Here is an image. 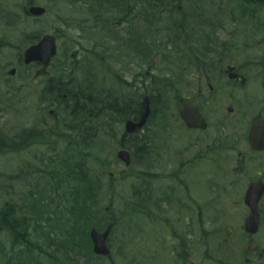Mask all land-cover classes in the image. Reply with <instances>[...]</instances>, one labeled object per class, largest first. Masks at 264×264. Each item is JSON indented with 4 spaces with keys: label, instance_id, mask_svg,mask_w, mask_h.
Returning <instances> with one entry per match:
<instances>
[{
    "label": "rangeland",
    "instance_id": "obj_1",
    "mask_svg": "<svg viewBox=\"0 0 264 264\" xmlns=\"http://www.w3.org/2000/svg\"><path fill=\"white\" fill-rule=\"evenodd\" d=\"M86 1L87 0H36V3L40 6L47 7L49 12L45 18L37 22L25 21L18 9L8 13L4 12L5 15H15L17 17L15 22L17 30L12 34L11 29L5 28L2 23H0V48L1 42L5 40L12 47V49H10V47H2L0 49L1 55L3 54L4 56V58L0 57V75L8 68L19 69L20 66L17 64V49L20 46L22 37L27 33V36L41 35L50 33V31L54 29L60 32L62 38L57 42L58 57L55 65L61 64L66 57L77 54V56L72 59L75 60V64L83 68L80 60V57H82V50L94 49L97 53L105 51L104 55L106 57L112 55L116 52L115 47L121 46L120 41L122 39H127L126 36H128V34L125 32H128L127 28L129 31L134 30L138 36L148 43L154 39L156 45L162 42H165L167 45L168 41L165 33L169 34L170 30H168L167 25L170 21L178 28L177 31L170 32L171 37L180 36L173 47L167 46L166 49L161 48L159 53L154 54L151 59L149 56L147 60L146 55L142 56L143 59L139 58L136 60L132 56L135 55L134 52H132L131 55L127 48H118L120 56H116V58L121 57L120 61L122 63L113 62L114 55H112L110 60H108L109 63L107 61L105 66H109L112 72L117 71L122 74L123 72H120V70H123L122 66H126L125 62L129 60V63H131L129 66L131 72L125 73L122 76V79L126 82H129L133 75L138 76L140 71L142 72L144 69L151 73L152 78L154 77L156 80L165 78L170 82H172V77L176 76L180 71H183L174 78L175 84H180L182 81H188L189 78H191V72L196 66H199V69L208 68L207 65L211 67L212 59L216 60V62L219 59H231V61L236 64H244L245 62L251 61L254 63L260 62V60L252 59V51H249L248 48L252 47L255 51L256 43L260 39H264V8H260L259 2L261 0H245L247 3L244 0H174L175 4L170 8L172 13L169 14V11L161 10V8L159 9L160 6H157L153 18H145L146 22H143V19L141 20V17L138 16L141 10L140 6L144 5L143 0H132L130 3H127L131 5L128 13L129 16H126L128 19L123 23H119V25L115 26L111 31L110 28H105L103 30L91 28L93 25L90 24V22L97 11L94 6L87 9L86 4H84ZM127 1L128 0H126V2ZM89 3L92 5L91 1H89ZM240 11L243 12L239 13ZM151 13L150 11V14ZM117 15L121 17L120 13L115 14L111 9L106 8H104L101 13L102 20H107L111 16L115 18ZM57 17L65 20L69 27L56 22L55 19ZM83 24L90 26V28L83 30ZM20 25L21 27H19ZM115 33H117V37ZM217 33H219L220 36L215 37ZM13 35L15 38L11 37ZM226 36L232 38L229 40L224 39ZM183 37L188 38V40L184 41ZM116 38H118L117 41ZM224 40L228 42V51L225 50ZM28 41L29 40H27V42ZM98 43H101V45H97ZM8 46L9 45H7V47ZM181 46H186L187 52H184L180 48ZM134 47H140L137 37L134 38ZM263 48L264 43L262 49ZM170 50L173 51L170 55H167ZM174 50L177 51V54ZM213 52L214 54L209 57V54ZM130 56L133 59H131ZM78 71L81 72L82 70L80 69ZM25 74H27V72H20L19 76L28 81ZM104 79H106V82L102 84L104 93L108 90L111 94V98L112 96L118 97L119 91L114 80L109 78L108 74H103V80ZM142 81V78L141 80L137 79L135 87L129 90V92L128 90H123L125 96L138 100V96L147 94V91L145 92L143 90ZM38 85L39 83L34 82L31 83L30 86L35 89ZM41 88L42 85L40 86V89ZM149 92L153 97L161 96L163 98H166L168 95L171 96L174 93L175 95L178 94L177 96L186 94L181 88L178 91L168 93L156 90H149ZM115 100L116 98L114 102ZM109 101L107 97L104 98L105 108L113 110V105L110 104L112 103V99L110 102ZM178 105L179 104H176V106L175 104H167L161 112L159 110L157 113H154V118L148 128V133H150L152 138L145 141L150 142L152 154L146 155V158L141 161L143 163L133 162L128 170H125L124 166L116 159V140L106 135L107 132H110L108 134H111V132L117 134L118 131L121 130V124H115L113 121H110V125L107 127L104 126L102 137L97 135L98 137L94 136L95 138L97 137L96 140L95 138L92 140L89 136L84 145H86L93 154L92 160H89L90 165H88V167L90 175L97 181L98 193L95 205L100 213H102L97 215L96 218L100 219L118 216L117 212H123L125 206L129 209L130 206L132 207L134 205H139L140 208H143V206L149 207L151 205H159L158 208L162 209L160 218L166 217L164 210L165 212H176L178 208V212L184 217V220H187V217H194L193 214L197 210V204H199L201 208L199 228L204 229L199 233L200 246L198 251L200 262H203L202 259L207 258V256L210 259V256L213 254L215 255V259L221 262L224 260V257L220 253L211 250L216 246V241L221 240L219 237L220 234L217 233L216 236L212 238H207L205 234L207 230H211L212 228H214L216 232L217 230L221 232L223 227L228 224L229 220H232L233 224H238L239 226L242 223L243 216L240 213L231 218V213L229 212L233 209L232 205L236 204L230 202L228 195H226L225 188L219 186V181H222V177H224L219 170L220 168L211 166L206 160H202L201 164L198 166V170L193 171L192 174L186 175L185 173L179 172V168L178 170L176 169L177 163L181 164V162H183V160L180 161V159L183 158L184 160H188L186 158L189 153L192 152L190 147L193 146L197 140L194 134L186 131L180 126L176 118ZM227 105L228 104H208L205 106L209 119L208 133L215 130L223 133L222 128L218 129L219 124L215 118L223 114ZM262 105L263 104H253L251 108L254 109L249 111L248 119H252L256 116L258 108ZM57 113L59 112L57 111ZM109 113L110 112L104 114V116H107ZM31 115L32 113L26 114V118ZM239 115L240 114L237 113L235 109L234 117H238ZM11 116L13 117L12 114L0 117V126L13 122ZM26 118L25 124H27ZM57 118L61 125V122L64 120L63 116L60 115V117L58 116ZM44 122V119H41V127H45ZM15 124L17 125V122L11 124V126H15ZM214 125L215 127H212ZM144 131H146V129ZM16 135L17 132L14 131L13 136ZM54 140L55 136H48V134L45 135L42 133L40 134L39 141L44 144L38 145V148H30L28 149L29 151L26 150L19 154L10 153L7 154V157H0V208L6 205V201L11 200L8 197V195L11 194L13 200L19 201L17 207L24 210L26 213L27 211H33L37 202L41 200L40 203H42V206H40L39 209L42 212L48 210V203L51 204L52 199L53 203L52 206H50L51 211L53 212L56 210L55 188L52 187L51 184V188L48 189V174L53 173L57 167V165L54 164L55 157L48 156L49 154L54 155L52 152ZM143 143V140H139L136 146L139 147ZM101 144L102 149H100ZM166 149L170 152V157L166 155ZM0 151L2 150L0 149ZM185 151H187V153L183 154L182 152ZM141 153L143 152L141 151ZM177 160L178 162L174 163V161L176 162ZM101 161H104L103 165H101ZM140 165H145V167H139ZM147 166L151 168H147ZM173 172H177L175 176L181 180L184 188L191 189V191L192 187L199 188L194 191V194L193 192L190 193V196L193 197L194 195L199 199L198 203L194 205V201L187 198L185 194H182L180 197L177 188L173 197L170 193L166 199H164V195L161 197L159 193L161 187L159 186H161V183L168 185L172 182L173 178H169L168 175ZM143 173L147 174V178L149 174L160 177L158 180L153 178V180H151L152 182H150L149 188H152L153 194L149 195L144 193L146 189L141 187V182L143 183L145 180L142 178ZM109 174H112L113 178H111L112 176ZM165 177H167V179H165ZM50 182L53 183V180ZM4 185H6L7 188L10 185H12V187L7 190L5 186L4 190ZM108 188H110V190ZM154 191H157V193H154ZM33 192H36L39 196L30 195ZM114 193L116 198H114ZM177 201L179 203H177ZM168 202H174V204ZM173 205L174 209H171ZM193 208L196 210L192 211ZM25 212L24 214H26ZM27 217L30 218L29 213ZM66 217L68 216L66 215ZM133 220H137V218ZM61 223V225H58V217L54 215V224L56 225L54 227L55 232L63 233L71 229V225H67L65 220L61 221ZM102 224L105 225V223ZM173 224L176 225V222H173ZM131 228L119 224L117 229L112 232L108 243L112 251V257H117L119 261L118 264H145L142 260V254L145 255L148 249L145 237L139 236L136 240L138 245H135L131 240V235L134 234V229ZM138 228L146 229V220H139ZM84 230L89 231L87 226ZM125 241L126 243H124ZM164 243L165 248L168 249L169 252L172 251V248L177 247L176 242L164 241ZM18 250H21L20 246L17 251ZM152 252H154V250H150V255ZM49 253L51 257L49 261L51 263L62 264L64 262L63 256H56L52 251H49ZM170 256H172V254ZM83 263L82 261L80 262V264Z\"/></svg>",
    "mask_w": 264,
    "mask_h": 264
},
{
    "label": "flooded vegetation",
    "instance_id": "obj_2",
    "mask_svg": "<svg viewBox=\"0 0 264 264\" xmlns=\"http://www.w3.org/2000/svg\"><path fill=\"white\" fill-rule=\"evenodd\" d=\"M89 1H91V3L94 2V0H87L85 2L86 7L93 6V4L90 5ZM119 1L121 0H98V3L103 7H108L109 4L110 8H118ZM33 4H37L36 0H0V23H2L5 28L11 29L12 34L15 33V30H17V26L15 25L17 17L15 15H5L4 12L8 13L17 9H20L22 12L23 9ZM122 7L123 6H121L120 9H123ZM26 18L27 20L35 22L32 18ZM19 27H21V25ZM218 36H220L219 33H217L215 37ZM11 37L15 38L14 35ZM26 38L27 40H33L36 38V35L26 36ZM231 38L230 36H226L224 39L229 40ZM23 40L24 36L17 49V62H19L20 65L22 64L20 53L23 48H25ZM227 40H224V42L226 44L225 50L228 51L229 45ZM5 41L1 42L2 47H10V49H12L10 44ZM263 43L264 39H260L256 43V52L252 47L248 48L249 51H252V59L260 60L259 63L251 61L245 62L244 64H236L232 62L231 59H219L217 62L212 59L211 67L194 68L191 72V78H189L188 81L175 84L174 78L183 71H180L176 76L172 77V82L162 78L160 81L165 86L166 92L178 91L181 88L186 94L177 96L178 94L175 95L174 93L171 96L168 95L166 99L154 103L160 105V112L167 104H175V106L179 104L178 110L183 105L194 106L200 110L207 121V129L204 131L188 130V132L197 137V140L195 144L190 147L192 152L189 153L186 158L188 160H184L183 158L180 159V161L183 160L181 164L177 163L178 160L176 162L174 161V163H177L176 169L178 170L179 168V172L185 173L186 175L192 174L193 171L198 170V166L201 164L202 160H206L211 166L220 168L219 170L224 177L221 176L223 180L219 181V186L225 188L226 195H228L230 202L236 204L232 205L233 209L229 212L231 213V218L240 213L243 216L241 221L243 224L241 223L239 226L238 224H233L232 220H229L228 224L223 227L221 232H219V230L216 232L214 228L209 230L207 234L210 236L209 238L215 237L216 234L219 233L221 239L216 241V246L211 250L220 253L224 257L223 261L218 262L214 257L215 255H211L209 262L212 264H264V152L253 150L249 146L247 139L251 124L256 120H264ZM7 45L9 46L7 47ZM213 54L214 52L210 53L209 57ZM84 57L85 84L82 88L85 91L83 95V104L80 109V112L83 114L80 116L78 124L81 135L88 139L87 136L93 134L91 132L93 129H95V136L100 135L101 137L103 135L102 123H98V121L102 120L103 116L102 84L104 66L103 56L85 53ZM118 63L121 64L122 62ZM130 64L131 63L128 62L126 66H122L123 70H120V72H123L122 74L131 72L129 68ZM60 65L64 67L66 64L61 63ZM38 68L39 65L34 64L26 68H19L15 71L14 75H8L6 71L0 75V117L8 116L9 114L13 115V117L11 116L13 122L0 126L1 144L9 149H3L0 151L1 153L7 154V152H15L14 149L23 152V146H26L27 149L38 148L37 142L42 133L55 137L56 135H61L60 133H56L57 126L62 129L60 125L57 124L58 118L55 117L57 111L59 114L62 113L66 124L65 130L67 133H65L64 136H71V121L75 119L72 118L71 115L66 116L65 114L67 112L72 113L74 105L59 104L61 99L67 100L66 95L64 94L61 97L53 93L54 89H63L62 87H56L55 83L57 81L56 74H64V71L51 65L47 77L34 79L32 78L33 74L38 71ZM20 72H27L25 77L28 81L19 76ZM141 78L143 80V90L145 92L149 91L152 84V76L148 71H144V78L140 71L138 76L133 75L129 82H126L119 76L116 79L119 96L117 97V101L114 102V104H116L115 112L117 117L124 119V121L127 117H135L136 100L135 98L126 97L123 90H128L129 92V90L135 87L137 79L141 80ZM58 81L64 83L61 79H58ZM34 82L39 83L35 89L30 86L31 83ZM41 85L42 88L40 89ZM46 93H48L47 98L45 97ZM208 104H228L223 114L215 118L219 124L218 129L222 128L223 133L217 130L208 133L209 119L208 113L205 110V106ZM253 104L263 105L258 108L256 116L252 119H248L249 111L254 109L251 108ZM228 107L232 108V112H228ZM235 109L236 112L240 114L238 117H234ZM30 113H32V115L26 118V114L28 115ZM92 117L97 120L95 126L92 123ZM25 118L27 124H25ZM41 119H44L45 127H41ZM16 122L17 125L11 126V124ZM180 126L185 128L182 122H180ZM212 127H215V125ZM14 131L17 132L16 136H13ZM135 136L136 135L118 133L120 147L118 144L117 150H127L132 161L135 158L136 152L139 150L136 146L137 142ZM14 146L15 148H13ZM130 148L131 151L129 150ZM165 153L170 157V152L167 149ZM182 153L185 154L187 151ZM151 154L152 150L150 151V155ZM142 166L145 167V165H140L139 167ZM147 168L151 167L147 166ZM176 173L173 172L168 175L169 178H173V181L168 185L161 183L163 187L159 191L161 197L164 195V199H166L169 193L172 194L173 197L177 188L180 197L182 194H185L187 198L194 201L195 205V203L199 202V199L194 195L193 197L190 196V193L193 192L194 194V191L199 188L192 187V191L191 189L184 188L181 180L175 176ZM153 178L158 180L160 177L152 176L151 174L148 175L150 181L147 182L148 187L146 193L149 195L153 194L152 188H149ZM165 179H167V177H165ZM252 185H256L255 189L252 188V190L249 191ZM154 193H157V191H154ZM255 199L256 201H254ZM168 203L174 204V202ZM177 203L179 202L177 201ZM249 203L252 204V208H250L251 206H247ZM158 207L159 205L144 206L145 213L143 216L145 217L147 226L144 236L148 247L146 255L148 264H185L186 262L187 264H198L199 261H197L196 258L200 244L199 204H197V210L194 208L192 210H196L193 214L194 217H187V220H184V217L178 212V208L176 212H165L164 210L166 217L160 218L162 209ZM171 209H174V205ZM252 210H255L254 213H256L257 230L254 234H248L245 232L244 227L245 223L253 216ZM138 216H140V214L134 213L131 217L135 219ZM173 222H176V225H174ZM32 230L31 232H33ZM8 237V232L5 229H0V241L5 245L8 244ZM164 241L176 242L177 247L172 248V251L169 252L168 249L165 248ZM11 242H14L13 238ZM19 246L23 247V242L19 244L18 247ZM175 248H177V250H174ZM217 248L222 249L219 250ZM150 250H154L151 255ZM172 253H175L176 256ZM171 254L173 260H170Z\"/></svg>",
    "mask_w": 264,
    "mask_h": 264
},
{
    "label": "trees",
    "instance_id": "obj_3",
    "mask_svg": "<svg viewBox=\"0 0 264 264\" xmlns=\"http://www.w3.org/2000/svg\"><path fill=\"white\" fill-rule=\"evenodd\" d=\"M146 2L147 8L146 11H143L140 14L142 19L147 17L148 11L154 14L156 12V7H164L163 0H143ZM174 1V0H173ZM245 1V0H244ZM246 2V1H245ZM247 3V2H246ZM171 2L167 0L165 4L166 9H170ZM156 8V9H155ZM150 17V16H148ZM173 25V26H171ZM167 28L169 34L165 33L167 37V45L165 42H162L158 45H154L151 43V52L158 53L161 48H167V46L173 47L177 43V37H171L170 32L177 31L178 28L173 23H168ZM170 52L167 55H170ZM177 54V51L174 50ZM167 53V52H166ZM66 79L68 80L67 83L62 84L60 83V87L63 89L59 90L58 95H66L67 100L61 99L62 104H73L74 105V129L79 128L78 120L80 116L83 114L80 112L82 102H83V95H84V83L82 82L81 77L73 76L70 73ZM72 81V82H71ZM71 82L67 86V84ZM107 100L111 98L109 92H105V96ZM152 102L158 101L160 98L151 97ZM116 102V101H115ZM154 108L158 110L160 106L158 104L154 105ZM70 110V109H69ZM68 110V111H69ZM77 112V113H76ZM138 112V106L136 107V114ZM72 113H70L71 115ZM67 141L68 147L65 149V153L62 156L61 153L55 155V164L57 165L56 170L50 174L49 180H53L52 187L55 188V203H56V211L55 214H64L65 223L67 225H71L70 231H68L64 237L65 239L62 241L53 240L50 237L49 231L45 232L42 224H37L35 228L38 232L34 233V239L36 240V245L32 246H24L28 243V235L24 232L21 236L18 233V229L16 227L20 222L24 223V229L29 228L26 225L28 219L26 217H22L21 219H14V209H8L7 211L0 214V227H5L8 231L9 235L13 238L14 241L18 239L21 240L23 237V248L22 251L12 253L6 259L0 252V264H45L46 256L42 254V248L47 251H52L56 256H63L65 264H80V262H86V264H96L94 263L93 256L91 254V244L88 239L87 231H85V227L90 229L92 226L96 227L97 229L103 228V225L97 219L96 216L100 213V211L96 208L95 201L98 193V186L96 185V180L93 176L90 175L89 167L90 161L92 160V155L89 150L84 147L85 139L81 141H77L75 138L70 137ZM139 153H136V156H139ZM136 158V161L142 163V159ZM103 163V162H102ZM54 184V186H53ZM49 187H51L49 185ZM110 187V186H109ZM113 187V186H112ZM110 190V188H108ZM36 193H33V195ZM32 195V194H31ZM40 202H37V207L42 206ZM45 206V205H44ZM50 206H48V210L45 211L46 213L49 212ZM47 208V206H46ZM66 215L68 217H66ZM106 215V214H105ZM104 216V215H102ZM105 219V218H104ZM115 216L108 217L107 220L113 221L116 223ZM108 221V222H109ZM119 221V220H118ZM101 223V224H99ZM106 223V220H105ZM59 225V224H58ZM44 231V232H43ZM45 236V238H43ZM15 244V242H14ZM29 244V243H28ZM16 245V244H15ZM38 245V246H37ZM7 254V253H6ZM14 257V258H13ZM13 258V259H12ZM53 264V263H51ZM55 264V263H54ZM57 264V263H56Z\"/></svg>",
    "mask_w": 264,
    "mask_h": 264
},
{
    "label": "water",
    "instance_id": "obj_4",
    "mask_svg": "<svg viewBox=\"0 0 264 264\" xmlns=\"http://www.w3.org/2000/svg\"><path fill=\"white\" fill-rule=\"evenodd\" d=\"M26 14L31 16H41L45 13L43 8L31 7L25 10ZM56 47L55 39L50 35L44 36L38 44L31 46L30 48L23 51V59L25 64L32 62H39L43 65V69L49 65L51 59L55 56ZM43 72L37 73V75ZM150 114L149 110V99L145 97L141 103L139 119L137 122L127 121L125 123V132L127 134L137 133L145 124L148 116ZM180 116L188 128H202L200 116L195 109L182 108L180 111ZM249 141L254 149L264 150V127L258 124L251 128ZM117 158L124 163L126 167L130 165V157L128 152L120 151L117 153ZM249 205V204H248ZM254 222L250 221L248 223V231H254ZM112 225H109L104 233H98L95 229L90 232V238L92 242V251L96 255L109 256V251L106 247V239L109 235Z\"/></svg>",
    "mask_w": 264,
    "mask_h": 264
},
{
    "label": "bare ground",
    "instance_id": "obj_5",
    "mask_svg": "<svg viewBox=\"0 0 264 264\" xmlns=\"http://www.w3.org/2000/svg\"><path fill=\"white\" fill-rule=\"evenodd\" d=\"M153 16H154V14H152L150 17H148V19L153 18ZM143 22H146V21H144V19H143ZM132 31H130V32H131V34L134 37H137L138 42L140 43V47L139 48H135L134 44H127V45H124L123 48H127L130 51L131 55H132V52H134L135 55H132L134 59H136V60H138L139 58L143 59L142 56L146 55V60H147L149 58V53H150V49H151V43H148V42L144 41L143 38H141L140 36L137 35L136 32H134V30H132ZM133 58L131 57V59H133ZM127 62H129V60H127ZM207 66L210 67L209 65H207ZM163 87H165V86L162 84V82L160 80H152V84H151L150 90H157V89H160V88H163ZM45 213L46 212H42V211L38 212L33 219L25 221L26 225H28V226L29 225L37 226V224L38 225L42 224V226L44 227V230L50 231V229H51L50 222L49 221H44ZM57 217H58V224L61 225L62 224L61 221L65 220L64 219V214H58ZM15 227H16V230L18 229L19 235L22 236L24 234V232L26 233V235L28 234L29 228L24 229V223L23 222H20ZM35 228H37V227H35ZM21 240L22 241H20V239H18L17 243L21 244L23 242V237L21 238Z\"/></svg>",
    "mask_w": 264,
    "mask_h": 264
}]
</instances>
